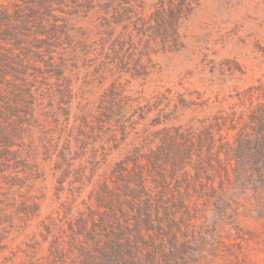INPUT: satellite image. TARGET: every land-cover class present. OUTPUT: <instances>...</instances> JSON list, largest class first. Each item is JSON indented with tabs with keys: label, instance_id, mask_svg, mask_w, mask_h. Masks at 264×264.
<instances>
[{
	"label": "trees",
	"instance_id": "obj_1",
	"mask_svg": "<svg viewBox=\"0 0 264 264\" xmlns=\"http://www.w3.org/2000/svg\"><path fill=\"white\" fill-rule=\"evenodd\" d=\"M198 2L36 0L10 23L0 18L7 29L0 39L19 51H0V65L19 82L9 92L11 122L0 124V186L12 196L0 195L7 218L0 264H185L187 245L174 232L181 226L155 219L185 208L182 194L174 206L167 202L177 193L168 180L202 182L204 159L215 171L224 154L250 162L249 174L264 181V87L249 130L222 147H214L211 126L181 124L170 89L149 96L126 89L125 77L146 79L156 58L184 48L182 25ZM24 32L41 37L38 51H23ZM95 86L103 95L88 100ZM48 168L66 201L63 213L36 223L43 201L36 183ZM22 237L29 242L18 245Z\"/></svg>",
	"mask_w": 264,
	"mask_h": 264
},
{
	"label": "rangeland",
	"instance_id": "obj_2",
	"mask_svg": "<svg viewBox=\"0 0 264 264\" xmlns=\"http://www.w3.org/2000/svg\"><path fill=\"white\" fill-rule=\"evenodd\" d=\"M35 1L0 0V18L10 23L15 10L25 11ZM5 21L0 19V32L7 30ZM181 32L184 48L156 58V67L146 79L125 77L126 89L131 95L142 92L147 96L170 89L182 106L183 126L202 129L209 125L215 133L214 147L233 144L238 132L249 130L251 109L259 102V88L264 87V0H199ZM21 34L23 51H38L33 45L41 37L36 38L32 32ZM12 44L0 39V51L7 55L19 53ZM8 72L0 65L1 125L11 122L6 117L9 92L11 84L19 85ZM103 92L102 87L95 86L86 98L97 101ZM34 97L37 99V94ZM46 124L52 129L56 126L52 119ZM221 158L224 166H216L215 171L208 166L210 160L204 159L202 182L188 178L179 185L169 179V187L177 193H172L167 202L174 206L183 195L185 208L155 219L181 226L174 232L179 242L187 245L185 264H264V181L249 174L250 162L236 161L235 157L227 160L224 154ZM3 166L4 176H8L9 167ZM15 171L16 176H24L21 169ZM178 186L185 188L183 193ZM2 188L0 195L3 192L11 202L12 196ZM35 190V196L43 201L40 217L34 222L63 213L61 206L66 197L58 198L50 168L44 178L37 179ZM22 193L26 196L27 190ZM17 201L22 198L17 197ZM2 209L0 203V220H6ZM20 221L14 218V222ZM156 226L165 230L168 227ZM24 241L29 242L22 237L17 244Z\"/></svg>",
	"mask_w": 264,
	"mask_h": 264
}]
</instances>
